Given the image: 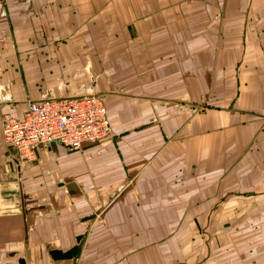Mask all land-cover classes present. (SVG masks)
<instances>
[{"label": "crops", "instance_id": "1", "mask_svg": "<svg viewBox=\"0 0 264 264\" xmlns=\"http://www.w3.org/2000/svg\"><path fill=\"white\" fill-rule=\"evenodd\" d=\"M91 93L108 139L4 142ZM0 264H264V0H0Z\"/></svg>", "mask_w": 264, "mask_h": 264}, {"label": "built area", "instance_id": "2", "mask_svg": "<svg viewBox=\"0 0 264 264\" xmlns=\"http://www.w3.org/2000/svg\"><path fill=\"white\" fill-rule=\"evenodd\" d=\"M1 133L4 142L27 163L33 161L37 147L55 143L82 150L107 139L111 130L102 95L86 94L30 101L22 117H3Z\"/></svg>", "mask_w": 264, "mask_h": 264}, {"label": "water", "instance_id": "3", "mask_svg": "<svg viewBox=\"0 0 264 264\" xmlns=\"http://www.w3.org/2000/svg\"><path fill=\"white\" fill-rule=\"evenodd\" d=\"M78 253L79 249L75 246L69 251H67L65 254H62L59 251H52L50 255L53 257V259H70L72 256H76Z\"/></svg>", "mask_w": 264, "mask_h": 264}, {"label": "bare ground", "instance_id": "4", "mask_svg": "<svg viewBox=\"0 0 264 264\" xmlns=\"http://www.w3.org/2000/svg\"><path fill=\"white\" fill-rule=\"evenodd\" d=\"M110 135H111V134H110ZM110 135L108 136V138L110 137ZM108 138H107V139H108ZM86 146H89V145H86ZM78 249H79V248H78ZM73 257H76V256H73Z\"/></svg>", "mask_w": 264, "mask_h": 264}, {"label": "rangeland", "instance_id": "5", "mask_svg": "<svg viewBox=\"0 0 264 264\" xmlns=\"http://www.w3.org/2000/svg\"><path fill=\"white\" fill-rule=\"evenodd\" d=\"M91 94H95V93H91Z\"/></svg>", "mask_w": 264, "mask_h": 264}]
</instances>
